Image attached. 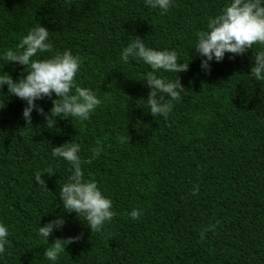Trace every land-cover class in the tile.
<instances>
[{
	"label": "trees",
	"instance_id": "obj_1",
	"mask_svg": "<svg viewBox=\"0 0 264 264\" xmlns=\"http://www.w3.org/2000/svg\"><path fill=\"white\" fill-rule=\"evenodd\" d=\"M224 3L175 0L161 14L143 0H0V52L41 24L54 50L82 58L75 82L101 101L88 121L50 114L55 95L36 101L50 114L49 128L35 110L28 124L25 103L7 86L0 89V222L11 244L0 264H51L36 230L60 215L65 225L48 243L79 239L57 264H264V81L250 77L257 47L226 54L210 72L192 49L196 31ZM130 36L175 49L189 64L187 71L163 73L178 75L185 89L167 120L148 112L149 67L120 61ZM7 63L0 60V75L13 81L26 75V66ZM72 141L84 159L91 148H103L82 165L84 178L97 182L117 213L101 232L63 210L59 188L70 166L51 150ZM49 167L51 176L44 173ZM134 208L142 210L137 220L128 215Z\"/></svg>",
	"mask_w": 264,
	"mask_h": 264
},
{
	"label": "clouds",
	"instance_id": "obj_2",
	"mask_svg": "<svg viewBox=\"0 0 264 264\" xmlns=\"http://www.w3.org/2000/svg\"><path fill=\"white\" fill-rule=\"evenodd\" d=\"M143 2L145 7L160 10L161 14L167 13L175 4V0ZM49 37V30L41 24H36L19 38L14 48L0 52V60L7 61V64L26 66V75L16 81L7 73L0 75V89L7 86L8 94H14L25 103L22 116L28 124H31V114L34 110L40 115H46L36 101L44 97L51 98L53 95L58 98L53 101L50 110L54 117L88 121L101 101L92 89L81 87L75 82L83 62L82 58L78 54L74 55L69 49L54 50ZM194 39L192 49L201 57V68L208 72L211 71V62H221L226 54H232L233 57L243 55L248 49L256 46L250 77L257 82L264 81V0H225L219 13L209 16L206 26L196 31ZM119 58L123 64H128L131 58L142 61L149 67L150 70L143 78L149 89L146 101L148 112L154 118L159 116L167 120L173 109V102L181 98L185 89L178 75L176 79H170L163 73L178 74L187 71L189 64L180 59L175 49L146 46L139 36H130ZM4 106V103L0 102V109ZM50 114L46 115L49 128L54 126ZM89 151L91 155L87 159L82 158L79 144L72 141L52 148L51 156L65 161L70 166L67 182L59 188L63 210L76 213L80 220L86 222L91 232H101L117 213L112 200L101 191L97 182L84 178L82 165L99 157L103 148L97 145ZM44 173L51 176L53 169L46 168ZM34 179L38 186L46 189L42 175L36 174ZM198 190V185L194 186L192 194L195 195ZM128 215L137 220L142 215V210L134 208ZM65 222L64 217L60 215L36 230L43 242L49 245L43 252V258L51 264H57L66 246L79 239L55 238L53 243H48L49 236L55 230H61ZM212 227L209 225L200 231L202 239ZM8 236V226L0 222V257H3L11 246Z\"/></svg>",
	"mask_w": 264,
	"mask_h": 264
}]
</instances>
